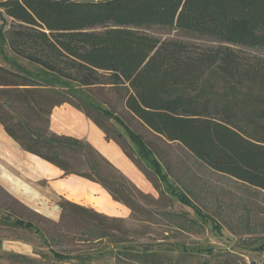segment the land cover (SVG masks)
Segmentation results:
<instances>
[{
	"label": "trees",
	"instance_id": "16d2710c",
	"mask_svg": "<svg viewBox=\"0 0 264 264\" xmlns=\"http://www.w3.org/2000/svg\"><path fill=\"white\" fill-rule=\"evenodd\" d=\"M0 20V53L8 62L0 61V123L5 131L22 149L64 175L101 185L113 200L129 208V219L146 220L148 210L140 201L166 206L176 199L209 220L214 230L222 229L214 217L176 190L178 180L171 179L142 134L95 100L91 92L95 86L120 92L131 115L159 138L180 143L213 171L264 191V58L242 52V48L264 50V0H0ZM153 27L172 28L183 37L159 38L148 31ZM187 37L213 44H197ZM4 46L40 67L43 75L9 60ZM62 103L81 110L107 140L118 144L152 181L158 197L142 192L88 141L51 132L50 112ZM103 119L112 120L123 132L108 127ZM124 136L134 153L119 140ZM77 161L89 171L76 170ZM21 206L31 217H15L8 224L27 234L42 232L32 217L54 224L69 217L79 223L78 240L90 243L83 250H55L49 241L53 236L44 233L48 251L40 256L48 260L51 255L60 264H180L195 257L200 258L197 264H248L230 250L175 251L172 245L133 250L125 238L129 230L121 225L125 218L66 199L59 201L58 222ZM162 215L179 231L203 225L170 209ZM104 240L123 246L109 250ZM246 246L263 255L259 263H250L264 264V238ZM4 257L12 264L43 262L15 252Z\"/></svg>",
	"mask_w": 264,
	"mask_h": 264
},
{
	"label": "rangeland",
	"instance_id": "374dc122",
	"mask_svg": "<svg viewBox=\"0 0 264 264\" xmlns=\"http://www.w3.org/2000/svg\"><path fill=\"white\" fill-rule=\"evenodd\" d=\"M6 18L8 23H10L11 18ZM148 31L159 38L183 37L182 32L168 27H153ZM185 39L201 45L213 44L211 40L202 38L194 39L193 37H187ZM4 51L9 60L23 64L33 72L43 75V71L40 67L16 57L6 46H4ZM242 52L250 56L256 55L264 58L263 49L242 48ZM0 61L2 63H8L1 53ZM91 92L99 104L114 110L133 129L142 134L143 138L160 158L165 171L170 174L171 179L175 181L178 180L177 184L179 187H177L176 190L191 199L222 225L221 231L214 230L209 220L196 216L194 210L190 206L182 204L176 199H173L171 202L168 201L166 206L160 203L140 201L143 208L148 210V213L144 216L146 220L137 221L129 219V213L123 217L125 221L121 224L123 228L129 230L125 238L129 240V244L134 246L133 250L137 251L138 248H142L144 245H147V247L152 250L169 248V246L172 245L175 251L209 249L213 252H220L223 250H230L238 252L247 260L248 264H251L250 261L259 263L263 259L262 254H257L250 246H246V243L252 240L258 239V242H260L263 241L264 238L263 190L246 185L228 175L213 171L204 163L197 160L180 143L175 141H164L159 138L136 117L131 115L124 105L121 93L117 92L112 87L95 86L91 88ZM79 94L83 97L88 96L86 91H80ZM103 120L108 127H117L123 132L122 127L112 120ZM119 140L126 148L134 153L132 144L126 136ZM74 167L80 172L89 171L87 165L79 161L75 163ZM138 170L150 182L151 189L148 191L142 190L128 177L129 180H131L142 192L158 197L159 193L152 181H150L139 168ZM120 172L122 171L120 170ZM150 176L157 182V179L152 173H150ZM158 186L162 191L167 192L165 185L158 182ZM165 209L186 214L188 217L198 220L203 225L201 229H193L192 231L172 229L163 218L162 211ZM118 213L120 217H122L123 214L120 212ZM15 217L27 219L31 216L26 212L25 208L8 195L5 189L0 185V236H28L25 229L8 224V222H12ZM32 221L40 227L43 233L53 236L49 241L50 245L55 250L61 252H71L74 249L83 250L90 244L82 243L78 240L80 236L79 223L72 218L64 217L61 222L57 224L47 223L36 217H32ZM30 236L36 238V243L38 244L36 249L38 251H48V248H46V239H42L43 237H41V234H32ZM103 244L109 250H118L123 246L121 244L112 246L111 243L105 240ZM49 257L50 258L45 262L43 261L42 264H60L53 260L51 255H49ZM5 259L4 261L0 259V262L7 264ZM199 259V257H195L191 260H181L180 264H197Z\"/></svg>",
	"mask_w": 264,
	"mask_h": 264
},
{
	"label": "crops",
	"instance_id": "0c3cea01",
	"mask_svg": "<svg viewBox=\"0 0 264 264\" xmlns=\"http://www.w3.org/2000/svg\"><path fill=\"white\" fill-rule=\"evenodd\" d=\"M49 130L56 134L88 141L140 189L145 191L151 189L150 182L124 154L120 146L112 140H107L103 131L71 104L62 103L52 108ZM0 185L28 211L54 222H58L61 218L59 201L62 199L91 207L109 216L120 217L118 213L120 212L123 214L122 217H125L130 213L128 207L113 200L98 183L75 174L64 175L60 168L22 149L8 135L1 123ZM38 234H41L42 239L45 240L44 233ZM30 235L25 236L26 239L0 236V259L4 261L6 254L15 252L47 261L40 256L41 251L44 250L36 249L38 246L36 238ZM6 262L12 264L7 260Z\"/></svg>",
	"mask_w": 264,
	"mask_h": 264
}]
</instances>
